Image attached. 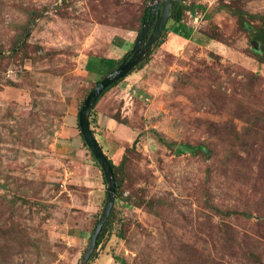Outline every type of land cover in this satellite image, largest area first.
Masks as SVG:
<instances>
[{
    "label": "rangeland",
    "instance_id": "1",
    "mask_svg": "<svg viewBox=\"0 0 264 264\" xmlns=\"http://www.w3.org/2000/svg\"><path fill=\"white\" fill-rule=\"evenodd\" d=\"M185 1L194 11L165 23L178 44L156 47L124 77L138 75L125 97L120 88L106 102L122 115L128 101L114 156L127 199H116L88 264H264V48L224 10L264 15V0ZM142 8V0H0V264H78L105 184L89 152L73 171L59 131L78 132L66 116L114 63L99 73L86 61L102 56L104 41H120L113 33L122 26L137 27ZM178 143L202 148L175 155Z\"/></svg>",
    "mask_w": 264,
    "mask_h": 264
},
{
    "label": "water",
    "instance_id": "2",
    "mask_svg": "<svg viewBox=\"0 0 264 264\" xmlns=\"http://www.w3.org/2000/svg\"><path fill=\"white\" fill-rule=\"evenodd\" d=\"M178 2L179 0H162L158 1L153 7L147 9V18L142 23L140 30L136 35L133 46L129 51V56L122 58L121 62L114 69L105 74L99 82L92 87L79 108L78 125L80 133L87 148L100 165L105 179L106 197L100 218L91 232L88 243L78 264H88L90 256L95 248L97 237L110 214L116 193L115 178L112 167L90 129V108L94 105L95 101L106 87L127 75L139 63L145 60L157 47L163 27ZM257 44V41H252V45L255 49H257ZM201 148L202 146L200 145L178 143L174 149V154L181 155L185 153H194Z\"/></svg>",
    "mask_w": 264,
    "mask_h": 264
},
{
    "label": "crops",
    "instance_id": "3",
    "mask_svg": "<svg viewBox=\"0 0 264 264\" xmlns=\"http://www.w3.org/2000/svg\"><path fill=\"white\" fill-rule=\"evenodd\" d=\"M122 30L123 31L119 30V31H115L113 33L120 38V41H115L112 43H110V41H104V43H106L107 45H104L105 52L102 54V56L101 55H98V56L93 55V56H91L92 60L88 59L86 61L88 68H91V65L93 64V65H95L96 71L100 73V69L103 67V65H105L107 62H109V63L114 62L112 60V58L116 56V53H117L116 48L122 49L123 46L127 47V46L132 45L134 43L136 37H133V35H131V34H134L135 31L130 30V29H122ZM176 38H177V36L171 34L170 38H169V40L165 46H173L174 44L177 45L178 42L174 41ZM109 45H110V48H109ZM90 71H92V70H90ZM136 74L137 73H135L134 75H131L128 78H125L123 80L122 84L119 85L118 87H114V88H111L108 91H106L104 93V95H102L100 100H98V103H96V106L94 108L95 109L94 113H95V118H96V125H97L95 128L96 137H97L98 141L100 142V144L102 145L104 152L108 155L109 158H111L113 160L114 163H115L114 156L119 152V148H121V145H122L120 143L125 142L123 139H121L119 133L117 132L118 127L115 128V126L117 123L119 125L123 124V123L118 122L114 118V116H113L114 114L111 113L110 107H107L106 102H108V101L111 102L113 99V96H116L115 94H116L117 90L120 88L124 89L123 93H125V94L123 97H125V95L127 94L126 90L131 89L130 87L128 89L126 88V85H128L126 82H129V81L132 83L135 82L136 78L138 76ZM129 96H130V99H133L134 95L132 94V96L131 95H129ZM102 98L105 100V102H103V103L101 102ZM126 99L127 98H125L123 105L120 106V112L121 113L123 112V114L120 115V117L126 118L128 121H130V118H128L129 115H126L127 111H125V109L128 108V105H127L128 101ZM132 102H130V103H132ZM111 104H113V102H111ZM78 111L71 112L70 114H68L66 116L65 120L68 121L67 123H70L73 120H76L78 122V118H77L78 117ZM69 116L72 117V120L69 119ZM127 128H126L127 134H124V135H128L130 132L127 130ZM59 136H60V142L63 145L62 146L63 147L62 156H64V159H66L70 162V164H71L70 166L72 167L73 171H75L76 168H78V165H77L78 162H77L76 158L78 156H80L81 154H83L87 158L88 161L90 160L89 155L87 154L88 151L83 146L81 136H80L79 132L76 131V129H74L71 126L64 125V126H62L61 130L59 131ZM91 166L92 165H90V167ZM79 169H80V167H79ZM97 169H98L97 167L93 168V166H92V172H95L97 174V171H99V169L98 170ZM77 171L80 172V170H77ZM99 173H100V171H99ZM98 181H99V179H98ZM83 182H85V181H83ZM98 190L101 191L100 188ZM99 194L101 195V193H99Z\"/></svg>",
    "mask_w": 264,
    "mask_h": 264
},
{
    "label": "trees",
    "instance_id": "4",
    "mask_svg": "<svg viewBox=\"0 0 264 264\" xmlns=\"http://www.w3.org/2000/svg\"><path fill=\"white\" fill-rule=\"evenodd\" d=\"M142 3H143V0H142ZM224 10L228 11L231 15L235 16L236 17V20H237V24L239 26L240 29L246 31L248 34H250V37L254 40V41H257L259 43V51L261 49L264 48V15H260V14H257V13H248L247 11L245 10H242L240 8H234V9H231L228 5H225L224 7ZM193 12L194 11V5H189L186 3V1H182L180 0L179 3L173 8L172 10V13L170 15V19L173 20L174 22L176 23H179L180 21H182V17L184 15L185 12ZM247 17L249 18H257V17H260L261 18V23H262V26L258 28V30H253L252 29V25L251 23L247 20ZM147 18V9H146V6L145 4L143 3V8H142V11H141V14L139 16V24L137 25V27H123V29H130V30H134L136 33L139 32L140 30V27L142 25V23L146 20ZM167 34V28H166V24L165 26L163 27V30H162V34H161V37L159 39V42H158V46H160L161 44L163 43H167L170 36H169V32H168V35L166 36ZM165 37H166V41H165ZM210 37V36H208ZM211 38V37H210ZM255 51L256 53H258L259 51H256V50H253ZM151 55V54H150ZM150 55L145 59L143 60L141 63H139L133 70L135 69H140L142 68L149 60V57ZM129 56V51H127L122 58L124 57H128ZM121 59H118L116 61H114V63L106 70L105 73H103L96 81L95 83L92 85L95 86L99 80L105 75L107 74L109 71H111L112 69H114L120 62H121ZM130 73V72H129ZM128 73V74H129ZM126 76V75H125ZM124 76V77H125ZM124 77L120 78L118 81L112 83L111 85H109L108 87H106L103 92L101 93V95L98 97V99L95 101L94 105L90 108V112H89V125H90V129H91V132L93 134V136L95 137V139L97 140L98 144L100 145L101 149L103 150V147L102 145L100 144V142L98 141L97 137H96V118H95V113L93 112L94 111V106L95 104L98 102V100L100 99V97L102 95H104V93L106 91H108L112 86L116 85L118 82H120L122 79H124ZM256 77V76H255ZM92 87L90 89H88L86 91V94L85 96L88 94V92L92 89ZM80 108V107H79ZM114 118L118 121V122H121V123H127V119L126 118H121L119 114L115 113V115H113ZM78 118V117H77ZM255 118L259 119L261 118V116L259 117V115L255 116ZM246 122L250 123L252 122V119L251 118H246L245 119ZM77 128H78V132L81 136V140H82V144L83 146L87 149V151L89 152V155L91 156V158L93 159L94 163L96 164V167L100 170L101 172V175H102V180H103V183L105 184V179H104V176H103V173L101 171V168H100V165L98 164L96 158L92 155V153L89 151V149L87 148L84 140H83V137L80 133V129H79V125H78V122H77ZM162 144L164 145H168V142L165 141L164 139H158ZM136 139H134L132 141V143L130 145H127V147L125 148L126 149V152H129V150H131V148L134 147V143H135ZM196 151H201V149L199 150H196ZM104 152V150H103ZM205 153H209V150H206ZM105 156L107 157L111 167H112V170H113V174H114V178H115V200H114V203H113V206L111 208V211H110V214L108 216V218L106 219L98 237H97V240H96V245H95V248H97V246L100 244V242L102 241V238L104 237L105 234L109 233L110 232V229L113 225V215L115 214L114 211H115V206H116V199L118 198V196L122 199V200H126L127 198H124L122 197V190L120 191V186L122 184V179L119 178L117 176V171L119 170L118 168V164L114 163L113 160L111 158L108 157V155L104 152ZM124 155H126L125 153L122 155V158H121V162H123L124 160ZM120 165V164H119ZM105 197H106V191L104 192V196H103V200H102V204L105 203ZM155 202H150V203H146V209L149 210V211H154L153 210V205H154ZM101 212H102V209L99 211V214L98 216L96 217V219L94 220V223H93V227L96 225V223L98 222L99 218H100V215H101ZM93 229V228H92ZM109 235V234H108ZM109 237V236H108ZM118 237H122L121 235V232L118 233ZM122 264H127L125 261H122Z\"/></svg>",
    "mask_w": 264,
    "mask_h": 264
},
{
    "label": "built area",
    "instance_id": "5",
    "mask_svg": "<svg viewBox=\"0 0 264 264\" xmlns=\"http://www.w3.org/2000/svg\"><path fill=\"white\" fill-rule=\"evenodd\" d=\"M158 1H162V0H143V3L145 4L146 9H148L149 7H153ZM182 1L184 2L185 0Z\"/></svg>",
    "mask_w": 264,
    "mask_h": 264
},
{
    "label": "flooded vegetation",
    "instance_id": "6",
    "mask_svg": "<svg viewBox=\"0 0 264 264\" xmlns=\"http://www.w3.org/2000/svg\"><path fill=\"white\" fill-rule=\"evenodd\" d=\"M179 3V2H178Z\"/></svg>",
    "mask_w": 264,
    "mask_h": 264
}]
</instances>
